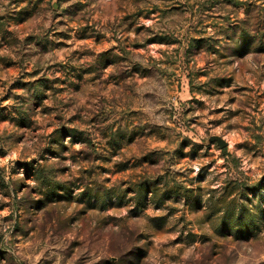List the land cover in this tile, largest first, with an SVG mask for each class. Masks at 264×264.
Here are the masks:
<instances>
[{"label": "rangeland", "instance_id": "rangeland-1", "mask_svg": "<svg viewBox=\"0 0 264 264\" xmlns=\"http://www.w3.org/2000/svg\"><path fill=\"white\" fill-rule=\"evenodd\" d=\"M0 264H264V0H0Z\"/></svg>", "mask_w": 264, "mask_h": 264}, {"label": "water", "instance_id": "water-1", "mask_svg": "<svg viewBox=\"0 0 264 264\" xmlns=\"http://www.w3.org/2000/svg\"><path fill=\"white\" fill-rule=\"evenodd\" d=\"M218 142H219V145H220L222 148L225 147V143H223V141L218 140Z\"/></svg>", "mask_w": 264, "mask_h": 264}]
</instances>
